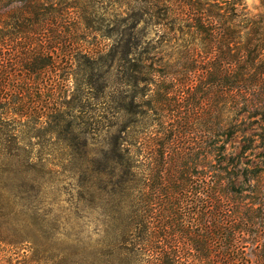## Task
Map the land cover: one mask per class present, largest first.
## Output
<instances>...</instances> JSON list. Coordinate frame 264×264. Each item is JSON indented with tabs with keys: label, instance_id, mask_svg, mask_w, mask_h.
<instances>
[{
	"label": "rangeland",
	"instance_id": "obj_1",
	"mask_svg": "<svg viewBox=\"0 0 264 264\" xmlns=\"http://www.w3.org/2000/svg\"><path fill=\"white\" fill-rule=\"evenodd\" d=\"M233 1L220 0L228 4ZM130 2L50 0L45 9L56 12V16L43 17L44 34L30 36L20 46L12 39L8 42L11 49H4L16 60L15 56L24 52L20 47L35 46L40 40L50 50L57 47L52 55L54 68L25 81L33 90L37 87L45 92L40 98L41 108L50 112L47 124L33 133L37 138L31 139L35 159L32 173L38 181V205L32 215L40 219L41 227V237L34 242L42 247L43 261L31 259L32 244L9 246L5 242L0 244V264H68L71 259L65 254L74 248H86L90 253L102 249L110 228L121 226L125 220L127 198L119 184L121 172L115 166L119 161L112 160L114 139L125 145L137 162L145 163L141 148L148 151L152 138H165L160 123L171 116L175 101L185 106L186 119L200 118L198 126L182 130L186 136L178 140L180 148L196 149V154L202 149L198 170L219 175L216 150L224 146V155L233 163V187L231 193L226 190V197L243 212L251 203H261L252 198L255 189L264 192V121L244 116L235 127L232 99L223 103L222 82L213 71L216 53H211V45L181 34L175 38L170 25L160 26L150 15L140 22L137 12L130 10ZM240 5V10L264 22V0H242ZM18 18L16 10L0 15L1 26L14 24ZM2 28L7 31L5 25ZM127 41L131 50L124 60ZM190 49L196 50L194 60L201 68L194 75L187 73L185 64ZM14 72L22 74L15 67ZM25 75L20 78L24 80ZM194 101L199 104L195 106ZM18 106L11 107V112ZM11 117L10 113L4 118ZM223 126L234 127L224 138L220 137ZM10 189L4 192L6 200L14 194L24 198L18 186ZM129 196L132 198L133 193ZM21 209L17 216L9 214L10 208L2 213L1 220L6 222L2 226L10 232L7 234L15 232L9 223L23 225L26 218Z\"/></svg>",
	"mask_w": 264,
	"mask_h": 264
},
{
	"label": "trees",
	"instance_id": "obj_2",
	"mask_svg": "<svg viewBox=\"0 0 264 264\" xmlns=\"http://www.w3.org/2000/svg\"><path fill=\"white\" fill-rule=\"evenodd\" d=\"M130 1L129 8L137 12L140 22L150 15L157 19L158 25H170L175 38L181 34L211 45V53L217 55L213 71L222 82L223 103L226 98L232 99L235 127L244 121V118L240 121L244 116L264 121V22L240 10L242 0L229 4L220 0ZM49 2L0 0V15L7 16L13 10L19 15L16 23L3 24L6 30L10 24L11 31H5L0 23V244H32L31 259L39 261H43V256L39 242H34L41 237V227L40 219L32 215L38 205L35 197L38 181L32 173L35 159L31 139L37 138L33 133L47 124L50 112L41 108L40 98L45 92L37 87L33 90L32 84L25 81L37 79L54 68L52 55L57 47L50 50L40 40L35 46L20 47L25 53L16 55V60L4 49H11L8 42L12 39L20 46L30 36L44 34L43 17L56 16L54 11L47 13L45 6ZM14 3L18 4L15 8ZM130 45L129 41L124 43L127 51L122 53L124 60ZM195 55V49L186 52L185 64L190 75L201 69L197 67ZM13 62L17 66L10 67ZM14 67L28 77L22 80V74L14 72ZM133 71L136 72L135 68ZM194 103L197 106L199 101ZM16 105L18 108L11 112L10 108L15 109ZM172 108L171 116L160 123L165 138L149 140L148 151L141 148L145 163L137 162L132 152L114 139L112 160L119 161L115 166L121 172L119 184L127 198L125 220L120 222L121 226L110 228L107 243L100 245L102 249L90 253L86 248L77 247L65 254L71 259L68 264H92V261L93 264H264V192L260 188L253 191L255 198L252 199L261 203H251L245 212L235 208L225 193L226 190L231 193L229 190L233 187V163L224 155L226 148L216 150L219 175L199 171L202 149L196 154V149L180 148L178 140L185 138L184 130L198 126L200 118L186 119L185 106L177 105L176 101ZM10 113L14 117L4 118ZM233 128L223 126L220 137L231 134ZM224 163L227 167L222 166ZM17 186L24 198L21 200L14 194L6 200L7 188L12 190ZM9 208L10 215L17 216L21 209L26 218L23 225L8 222L15 230L13 235L7 234L9 229L6 232L2 226L6 222L1 220L2 213Z\"/></svg>",
	"mask_w": 264,
	"mask_h": 264
}]
</instances>
